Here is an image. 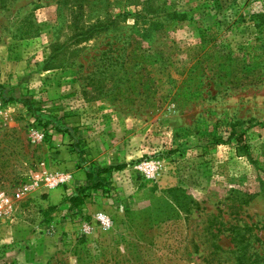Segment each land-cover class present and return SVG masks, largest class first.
I'll return each mask as SVG.
<instances>
[{"label": "rangeland", "instance_id": "rangeland-1", "mask_svg": "<svg viewBox=\"0 0 264 264\" xmlns=\"http://www.w3.org/2000/svg\"><path fill=\"white\" fill-rule=\"evenodd\" d=\"M0 264H264V0H0Z\"/></svg>", "mask_w": 264, "mask_h": 264}, {"label": "trees", "instance_id": "trees-1", "mask_svg": "<svg viewBox=\"0 0 264 264\" xmlns=\"http://www.w3.org/2000/svg\"><path fill=\"white\" fill-rule=\"evenodd\" d=\"M142 14L141 12L139 13V15ZM110 25V24H109ZM100 29H103V27H98L96 29H93L92 32H96L97 30H100ZM84 34H86V32L83 33L82 36H84ZM91 36V35H89ZM86 38V37H85ZM29 105V104H28ZM33 110V109H32ZM124 166L123 165H119L117 168L118 169H121L123 168ZM114 169V167H106V168H100L98 169L97 172H89L88 173V181H91L93 182L94 184V187L95 188H103L105 187V184H104V181H103V178H102V174L105 173V172H110ZM97 177H99V179H97ZM84 192H87L86 190H84ZM82 196L81 195H78V196H74L72 197V200L75 201V202H78L79 200H81ZM171 205V204H170ZM178 207V205H176ZM171 207H174L173 205H171ZM174 212H175V209H173ZM167 212V211H165ZM171 212V211H170ZM166 214V213H164ZM164 214H161V213H155V214H151V216L149 217V219L151 221H155V220H158L162 217L163 219V215ZM167 215V214H166Z\"/></svg>", "mask_w": 264, "mask_h": 264}]
</instances>
